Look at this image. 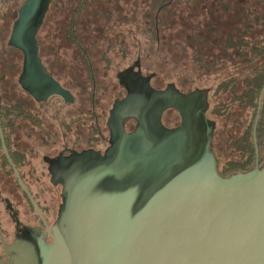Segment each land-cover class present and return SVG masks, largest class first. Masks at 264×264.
Listing matches in <instances>:
<instances>
[{"label":"water","instance_id":"1","mask_svg":"<svg viewBox=\"0 0 264 264\" xmlns=\"http://www.w3.org/2000/svg\"><path fill=\"white\" fill-rule=\"evenodd\" d=\"M49 3L44 0L37 19L31 0L12 36L13 46L25 53V72L38 68L43 74V97L27 88L37 99L68 95L42 70L37 54L35 33ZM132 74L121 76L128 95L111 113L113 146L106 159L91 163L103 165L81 173L82 184L63 183L68 197L61 219L73 226L74 235L60 243L52 237L60 250L56 264H151L148 254L154 246L160 253L164 243V264H264V167L221 177L210 148L215 124L205 118L207 91L157 92L140 74L134 75L143 83L133 82ZM149 104L157 105L155 114L145 111ZM167 109L180 113L174 130L163 126ZM130 116L140 125L128 136L122 122ZM0 133L6 151L1 126ZM63 174L55 178L64 181Z\"/></svg>","mask_w":264,"mask_h":264},{"label":"flooded vegetation","instance_id":"2","mask_svg":"<svg viewBox=\"0 0 264 264\" xmlns=\"http://www.w3.org/2000/svg\"><path fill=\"white\" fill-rule=\"evenodd\" d=\"M56 1L58 0H50L46 16L36 30L35 42L42 70L68 95L63 97L55 94L47 99H37L27 88L34 90L37 96L43 97L38 93L43 88V74L40 75L38 68L36 72H33L34 69L25 72V53L12 44L14 30L31 0H0V126L6 147L5 151L0 133V153L7 159L0 161V264L58 262L59 259L54 260L53 257L60 253V250L52 237L60 243L74 235L73 226L61 219L62 208L68 197L63 183L68 187L82 184L84 179L80 176L81 173H94L103 165L91 166L93 160L107 158V153L113 146L111 113L115 105L124 101L128 95L121 76L133 73L131 76L140 74L141 78L149 79L144 71L132 65L118 72L116 78L121 93L108 111L99 103L102 113L100 118H97V113L90 112L92 99L88 90L87 100L78 115L74 112L68 115L60 112L45 113V107L53 105L54 102H59L63 108L76 105L75 95L54 74L44 55L42 32ZM43 6L44 0H36L37 19ZM137 76L133 82L143 83ZM148 83L154 91L162 92L151 79ZM144 84L147 85L146 82ZM12 106H15L13 110ZM156 107V104H149L145 111L149 115L155 114ZM172 113L167 111L162 115V123L167 130L176 129L182 121L179 119L176 126H167L165 117ZM104 119L106 120L103 121ZM122 124L125 133L131 136L137 132L140 121L137 117L130 116L126 117ZM211 143L210 148L214 152ZM77 164L80 167H77ZM102 170L105 171V168ZM62 173H65L64 181L60 180L62 178H55V175L61 176ZM218 174L223 178H230L224 177L219 171ZM88 176L85 175V179ZM28 186L35 187V191H30ZM84 209L88 210L89 206H83L82 210ZM167 248L168 244L164 243L162 251L156 254L154 246L147 260L151 264H164L163 254Z\"/></svg>","mask_w":264,"mask_h":264},{"label":"trees","instance_id":"3","mask_svg":"<svg viewBox=\"0 0 264 264\" xmlns=\"http://www.w3.org/2000/svg\"><path fill=\"white\" fill-rule=\"evenodd\" d=\"M123 1L127 5L131 4L130 12L138 14L139 18V53L130 65L144 71L153 83L163 72L166 63L172 65L182 77L169 82L161 88L162 91L169 87H173L180 94H189L196 90L207 91L209 107L206 115L215 124L211 146L218 161L219 173L224 177H231L262 169L264 0L54 2L52 7L60 9L65 20L60 26L61 39L72 48L80 70L84 72L85 86L92 99L90 112L97 113V118L102 114L99 109V96L107 90L101 86L98 67L92 51L88 48L86 27L94 23V27L99 26V19L110 18L114 5ZM196 16L198 19L195 20ZM218 16L227 19L221 26L216 22ZM181 38L184 41H179ZM181 43L185 48L179 47ZM181 50H189L190 54L183 55ZM109 53V47L102 51V59L107 67L111 63ZM184 59L192 62L187 64ZM186 64L191 67L185 68ZM190 73L196 77L194 80L188 76ZM14 107L12 106V110ZM14 113L15 111L12 114ZM218 120L231 124V127L226 132L223 129L225 136L217 142ZM0 161H7L2 153ZM28 189L35 191L32 186H28Z\"/></svg>","mask_w":264,"mask_h":264},{"label":"rangeland","instance_id":"4","mask_svg":"<svg viewBox=\"0 0 264 264\" xmlns=\"http://www.w3.org/2000/svg\"><path fill=\"white\" fill-rule=\"evenodd\" d=\"M130 9L131 4L127 5L124 1L120 4H115L113 9L110 11L112 15L110 18L101 17L99 19V26L94 27V23L86 27L88 35L87 45L92 51V56L98 67V74L102 80L101 86H104L107 90L104 93L102 92L99 96V102L107 111L110 109L113 101L118 98L121 93L116 78L117 73L132 64L137 59V54L139 53V50L137 49V43L140 38L137 34L139 31L137 24L139 18L138 14L130 12ZM196 19H198L197 16L195 20ZM63 21L65 20L61 10L52 7L48 21L42 32L44 55L48 66L54 74L75 95L76 105L73 107L63 108L60 106L59 102H54L53 105L45 107L44 112L47 114L60 112L65 115L74 112V114L78 115L80 109L87 100L88 88L85 90L86 86L83 79L84 72L80 70L77 57L74 55L72 48L61 39L62 34L60 26ZM225 21H227V19L222 18L221 16L216 18V22L220 26L222 22ZM189 32L191 31H187V33ZM179 41H184V39L181 38ZM121 44H123V47ZM108 47L110 48L109 61H111V63L107 67L104 59H102V51ZM179 47L185 48V45L181 43V46ZM181 53L188 56L187 53L190 54V51L187 50L186 52L181 50ZM184 60L187 64L192 62V60ZM190 67L191 66L189 65L185 66V68ZM188 76L191 77V80L196 78L191 73L188 74ZM179 77H182L180 72L173 69L172 65H168L166 63L163 72L159 74V77L154 81V85L157 88H163L169 82H174V80ZM123 85L126 86V84ZM126 89L128 92L127 86ZM38 93L40 95H44L43 90H39ZM208 103L207 96V104ZM167 111L173 112L165 117L167 126H176L179 123V119H181L180 113L175 109L165 110V112ZM205 118L208 120L206 116ZM230 127L231 124H226L224 121L218 120L216 133L217 142L221 137L225 136L223 129H225L226 132L227 129H230Z\"/></svg>","mask_w":264,"mask_h":264}]
</instances>
